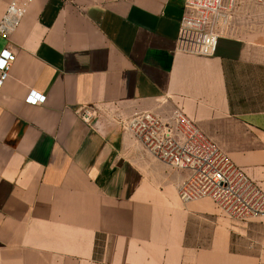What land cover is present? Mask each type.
I'll use <instances>...</instances> for the list:
<instances>
[{"label": "crops", "instance_id": "obj_1", "mask_svg": "<svg viewBox=\"0 0 264 264\" xmlns=\"http://www.w3.org/2000/svg\"><path fill=\"white\" fill-rule=\"evenodd\" d=\"M253 4L202 56L176 50L182 0H30L0 38L15 56L0 88V264H264V216L182 201L189 172L125 128L143 112L173 126L183 112L264 193V7ZM30 90L44 102L26 103Z\"/></svg>", "mask_w": 264, "mask_h": 264}, {"label": "built area", "instance_id": "obj_2", "mask_svg": "<svg viewBox=\"0 0 264 264\" xmlns=\"http://www.w3.org/2000/svg\"><path fill=\"white\" fill-rule=\"evenodd\" d=\"M264 7V0H254ZM30 0H10L0 16V38L7 39L20 24ZM176 50L209 56L216 51L219 38L233 18L235 0H182ZM14 54L0 51V88L9 77ZM45 96L30 90L29 104H40ZM84 119L89 118L85 112ZM174 125L143 112L125 121V128L154 158L189 172L178 186L184 201L209 197L226 214L236 219L264 216V193L211 142L183 112H175Z\"/></svg>", "mask_w": 264, "mask_h": 264}, {"label": "rangeland", "instance_id": "obj_3", "mask_svg": "<svg viewBox=\"0 0 264 264\" xmlns=\"http://www.w3.org/2000/svg\"><path fill=\"white\" fill-rule=\"evenodd\" d=\"M253 3H255L254 0H241L239 2H237L235 0V4H234V7H233V11H232L233 18H232L228 28L232 27L233 21H234V17L238 13H249V12H252L253 9L251 8V6L253 7V5H254ZM233 76H234V74H233ZM233 82L235 84H232V87H231L232 93L236 92V95H237V97H239V99H240V97H244L245 89L243 87L245 86V84L243 82H241V81L237 82V81L233 80ZM247 86L249 87V85H247ZM248 91H249V89L246 91V93H248ZM90 114H92V112H90Z\"/></svg>", "mask_w": 264, "mask_h": 264}]
</instances>
